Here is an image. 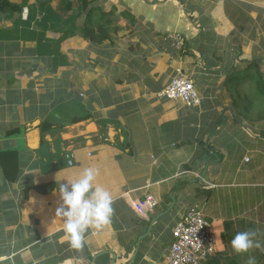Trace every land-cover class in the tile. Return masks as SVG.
<instances>
[{
	"label": "crops",
	"instance_id": "obj_1",
	"mask_svg": "<svg viewBox=\"0 0 264 264\" xmlns=\"http://www.w3.org/2000/svg\"><path fill=\"white\" fill-rule=\"evenodd\" d=\"M3 1L0 151L18 153L14 181L0 165V264H163L190 207L209 223L213 262L247 255L231 248L238 232L264 241V0ZM101 25V42L83 36ZM181 74L199 105L157 95ZM86 167L115 212L78 251L56 210L59 184ZM146 193L158 202L139 215Z\"/></svg>",
	"mask_w": 264,
	"mask_h": 264
},
{
	"label": "clouds",
	"instance_id": "obj_2",
	"mask_svg": "<svg viewBox=\"0 0 264 264\" xmlns=\"http://www.w3.org/2000/svg\"><path fill=\"white\" fill-rule=\"evenodd\" d=\"M98 169L86 167L76 179H66L59 184L62 203L56 210V217L63 220V231L74 250H82L86 244V233L101 231L112 223L114 200L112 193L97 183ZM256 232L245 230L235 234L230 241L236 255L249 253L261 244L254 239ZM246 264H256L255 257L249 256Z\"/></svg>",
	"mask_w": 264,
	"mask_h": 264
},
{
	"label": "built area",
	"instance_id": "obj_3",
	"mask_svg": "<svg viewBox=\"0 0 264 264\" xmlns=\"http://www.w3.org/2000/svg\"><path fill=\"white\" fill-rule=\"evenodd\" d=\"M157 95L177 99L187 106L199 105L201 100L192 80L182 74L171 77ZM157 202L153 194L146 193L133 203V208L139 215H143L153 212ZM212 254L213 237L209 223L200 209L190 207L172 229V242L163 264H202Z\"/></svg>",
	"mask_w": 264,
	"mask_h": 264
},
{
	"label": "trees",
	"instance_id": "obj_4",
	"mask_svg": "<svg viewBox=\"0 0 264 264\" xmlns=\"http://www.w3.org/2000/svg\"><path fill=\"white\" fill-rule=\"evenodd\" d=\"M91 2H92V0H76L77 11L78 12L82 11ZM3 3H7V0H4ZM13 5H15V4H13ZM15 6H16V8H18L17 5H15ZM65 7L68 9L69 6L66 5ZM88 10L90 11V9H88ZM103 28H104L103 25H101L98 28V31H94V30H92V28H87L86 31L84 32L83 36H85L86 38H88L91 41L101 42L104 39V35H105V31L103 30ZM72 32L73 31L66 32L64 36H66L68 34H72ZM86 118H88V116H86V115L85 116L84 115L83 116H76V117L72 118V121L77 122L80 120H84ZM49 126L50 125L46 122L41 123L40 130L44 131V130L48 129ZM14 130L15 129H9L6 131V134H9V133L13 132ZM17 153H18L17 150H14V149H5V150L0 151V165L2 167L4 177L8 181H14L16 176H17V167H16V165H17ZM12 171L14 172L13 174H11ZM54 187H55V185H54L53 181L38 183V184L34 185L35 189L39 190V192L44 193V194L53 190ZM166 199L170 200V197L168 196ZM259 243L261 244V248H256L255 251H253L252 253H247V255H244L242 258H228V259H225L223 261L218 260V261L213 262L212 260H210V257H207L203 261V264H246L249 256L255 257L256 264H264V253L262 252L264 249V241L261 239ZM107 259H108V255H107V258L105 259L106 262L103 264H110L109 260L107 261Z\"/></svg>",
	"mask_w": 264,
	"mask_h": 264
},
{
	"label": "rangeland",
	"instance_id": "obj_5",
	"mask_svg": "<svg viewBox=\"0 0 264 264\" xmlns=\"http://www.w3.org/2000/svg\"><path fill=\"white\" fill-rule=\"evenodd\" d=\"M185 200L184 199H181L180 200V204H182L183 202H184ZM177 206L178 205H176V209H177ZM175 209V210H176ZM174 215H175V213H173V214H170V215H166V216H164L165 218L163 219V218H160L159 219V221H160V223L159 224H161V227H163V226H167V229H169V227H170V224L172 223V218L174 217ZM173 227V226H172ZM167 229L166 228H163V239H167L168 238V232H167ZM172 232V231H171ZM148 238H150V237H148ZM171 244V243H170ZM170 246V245H169ZM139 257V256H138ZM203 264V263H202Z\"/></svg>",
	"mask_w": 264,
	"mask_h": 264
},
{
	"label": "water",
	"instance_id": "obj_6",
	"mask_svg": "<svg viewBox=\"0 0 264 264\" xmlns=\"http://www.w3.org/2000/svg\"><path fill=\"white\" fill-rule=\"evenodd\" d=\"M163 214V213H160V215ZM88 258H91V255H88Z\"/></svg>",
	"mask_w": 264,
	"mask_h": 264
}]
</instances>
